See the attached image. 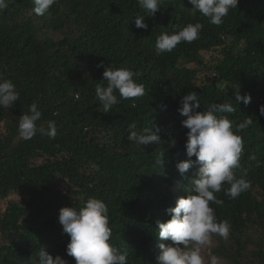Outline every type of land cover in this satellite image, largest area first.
Returning <instances> with one entry per match:
<instances>
[{
  "label": "trees",
  "instance_id": "obj_1",
  "mask_svg": "<svg viewBox=\"0 0 264 264\" xmlns=\"http://www.w3.org/2000/svg\"><path fill=\"white\" fill-rule=\"evenodd\" d=\"M7 2L0 11V73L21 99L0 109V264H38L42 246L75 264L66 253L70 236L59 210L79 209L91 197L107 204L110 242L128 253V264H156L159 245L172 244L159 238L158 223L171 218L167 209L191 194L197 178L195 167L184 175L177 168L188 159L186 117L178 108L192 91L201 101L196 111L232 103L233 114L218 115L228 116L234 128L252 117L238 133L244 149L234 170L252 188L236 199L223 190L216 194L223 205L210 206L231 229L227 241L213 235L211 250L227 264H264V0H239L220 26L188 0H163L155 16L145 17L147 30L135 27L136 15H147L138 0H58L44 16L34 14L32 0ZM197 22L204 25L199 39L156 54L160 34ZM108 67L132 69L145 95L103 113L95 88L106 86ZM238 91L250 94L248 105L235 103ZM33 102L42 112L38 126L55 121L54 139L20 137V116ZM133 122L137 127L130 129ZM155 127L159 144L143 148L128 139L130 131Z\"/></svg>",
  "mask_w": 264,
  "mask_h": 264
},
{
  "label": "clouds",
  "instance_id": "obj_2",
  "mask_svg": "<svg viewBox=\"0 0 264 264\" xmlns=\"http://www.w3.org/2000/svg\"><path fill=\"white\" fill-rule=\"evenodd\" d=\"M193 10L207 18L212 25L220 26L230 10L237 9L239 0H188ZM58 0H32L35 15L44 16ZM140 8L147 15H136L135 27L147 30L145 17H153L161 9L163 0H138ZM8 7L7 0H0V11ZM204 25L189 23L171 34H160L155 43L156 54L172 52L181 42L192 43L199 39ZM97 67H104L103 62ZM137 74L130 68H105L103 72L106 86L97 84L96 97L102 106L103 113H109L121 100L135 101L145 95L144 85L135 79ZM118 93V95H117ZM20 92L11 79L0 73V109H11L20 101ZM235 103L246 106L251 102L250 94L234 96ZM201 101L195 91L189 92L180 100L178 112L186 117L182 126L188 129L185 144L187 160L177 164L181 175L190 168H196L194 188L186 198L177 200L175 207L167 209L171 218L167 222L158 223V236L162 240H170L171 245L161 243V252L156 264H206L202 249L210 247L213 235L227 241L231 225L227 220L218 221L211 204L223 205L217 198L222 190L231 199L238 198L252 188L251 181L244 176H237L235 169L240 168L244 141L238 133L253 124L252 117L247 116L242 122L233 126V122L222 113L233 114L236 108L232 103H211L206 110L196 111ZM264 116V105L259 107ZM42 112L36 102L28 106V112L20 116L18 131L20 137L29 141L40 134L49 139L57 135L55 121H48L47 128L37 125ZM136 123L129 125L135 129ZM159 127L145 129L143 133L130 131L128 139L145 148L151 143L159 144L161 137ZM175 145V140L171 141ZM195 156V160L191 159ZM164 164L163 153L157 161ZM228 185L227 188L224 186ZM58 221L63 232L70 236L66 253L73 257L75 264H128V253L121 252L110 241L109 208L100 198H89L82 207H63L59 210ZM183 245V247H181ZM38 264H68L60 255L55 258L42 246L38 252ZM208 264H220L219 258L211 256Z\"/></svg>",
  "mask_w": 264,
  "mask_h": 264
},
{
  "label": "rangeland",
  "instance_id": "obj_3",
  "mask_svg": "<svg viewBox=\"0 0 264 264\" xmlns=\"http://www.w3.org/2000/svg\"><path fill=\"white\" fill-rule=\"evenodd\" d=\"M215 54H214V52H211V53H207L206 54V59H209L211 56H212V58H213V56H214ZM183 64V63H182ZM186 65H188V66H194L195 64H193V63H189V64H186ZM213 75L210 77L211 79H213ZM14 198H16V199H19V197H14ZM212 241H213V243H212V245L210 246V247H205V248H203L202 249V255L204 256V258H205V261H206V264H208V261H209V259H210V257L211 256H214L213 254H212V247L215 245V239H214V237H212ZM219 262H220V264H227L225 261H222V260H220L219 259Z\"/></svg>",
  "mask_w": 264,
  "mask_h": 264
}]
</instances>
